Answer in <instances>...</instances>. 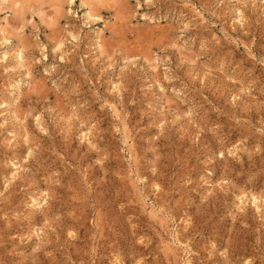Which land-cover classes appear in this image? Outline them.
Wrapping results in <instances>:
<instances>
[{
    "label": "rangeland",
    "instance_id": "1",
    "mask_svg": "<svg viewBox=\"0 0 264 264\" xmlns=\"http://www.w3.org/2000/svg\"><path fill=\"white\" fill-rule=\"evenodd\" d=\"M0 264H264V0H0Z\"/></svg>",
    "mask_w": 264,
    "mask_h": 264
},
{
    "label": "bare ground",
    "instance_id": "2",
    "mask_svg": "<svg viewBox=\"0 0 264 264\" xmlns=\"http://www.w3.org/2000/svg\"><path fill=\"white\" fill-rule=\"evenodd\" d=\"M22 2V1H21ZM11 4V3H10ZM18 4V2H13V5H17Z\"/></svg>",
    "mask_w": 264,
    "mask_h": 264
}]
</instances>
